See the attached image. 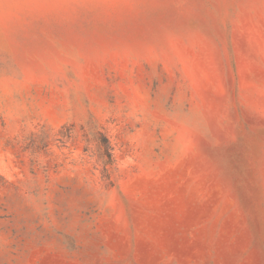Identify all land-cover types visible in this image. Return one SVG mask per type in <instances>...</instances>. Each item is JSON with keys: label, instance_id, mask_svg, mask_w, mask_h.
I'll return each mask as SVG.
<instances>
[{"label": "rangeland", "instance_id": "1", "mask_svg": "<svg viewBox=\"0 0 264 264\" xmlns=\"http://www.w3.org/2000/svg\"><path fill=\"white\" fill-rule=\"evenodd\" d=\"M0 264H264V0H0Z\"/></svg>", "mask_w": 264, "mask_h": 264}, {"label": "trees", "instance_id": "2", "mask_svg": "<svg viewBox=\"0 0 264 264\" xmlns=\"http://www.w3.org/2000/svg\"><path fill=\"white\" fill-rule=\"evenodd\" d=\"M107 157L111 161V155H110L109 151H107Z\"/></svg>", "mask_w": 264, "mask_h": 264}]
</instances>
